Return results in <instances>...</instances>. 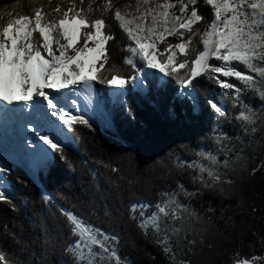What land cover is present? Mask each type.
<instances>
[{"label": "trees", "instance_id": "obj_1", "mask_svg": "<svg viewBox=\"0 0 264 264\" xmlns=\"http://www.w3.org/2000/svg\"><path fill=\"white\" fill-rule=\"evenodd\" d=\"M76 3L80 7L79 0ZM88 3L84 0L83 7L87 8ZM102 3L96 0L89 19L102 16L107 25L104 31L116 38L106 45L109 59L98 74L110 76L113 73L109 70L116 65L117 74L135 75L134 69L123 62L128 57L130 41L112 13L101 11ZM113 3L117 7L127 3L134 6L135 0ZM57 5L66 9L69 0H0V23L11 18L9 13L32 15L41 6L44 13H51ZM196 7L204 20L194 27L203 31L213 18L212 10L202 0ZM168 40L177 42L174 37ZM164 47L158 45L160 51ZM200 49L202 45L196 37L189 59ZM234 66L246 72L243 65ZM220 79L243 88L235 78ZM93 89L100 107L90 117L91 126L75 124L69 132L78 153L69 146H60V151L39 164L36 179L47 195L20 167H11L7 176L9 194L0 200L3 264H73L64 251L73 237L57 205L117 236L118 253L127 259V264H173L155 238L138 228L129 208L133 202L154 205L162 193L178 191L180 185L183 191L178 199L187 213L185 231L170 241L176 264H233L239 258L262 252L264 123L255 125L254 134L245 132L242 121L237 119L243 105L234 98V92L220 88L206 76L198 77L193 81L199 104L194 111L189 101L177 98L180 86L175 77H169L163 86L152 87L147 95L129 91V113L113 105L110 86L93 82ZM209 99L218 103L225 115L217 117L208 106ZM240 101L264 113V100L254 92H242ZM221 133L230 138L223 144L217 142ZM201 151L212 153L218 163L201 159L197 155ZM193 161L214 168L222 181L230 183L205 187L194 179L198 169L177 166L178 162L187 165ZM204 176L207 179V173Z\"/></svg>", "mask_w": 264, "mask_h": 264}, {"label": "snow or ice", "instance_id": "obj_2", "mask_svg": "<svg viewBox=\"0 0 264 264\" xmlns=\"http://www.w3.org/2000/svg\"><path fill=\"white\" fill-rule=\"evenodd\" d=\"M94 3L96 0H89L84 8V0H79L80 7L76 0H69L66 9L57 5L51 13H44L42 6L36 7L32 15L12 16L9 13L11 18L0 23V101L19 110L31 133L28 146L35 150L33 154L38 164L48 160V149L53 153L60 151L58 137L65 130L71 132L75 124L91 126L85 112L100 107L93 82L110 86L113 105L130 113L126 101L129 91L147 95L152 87H161L166 78L175 77L180 86L177 98L189 101L195 111L199 104L193 92V81L206 76L220 88L235 93L234 98L243 105L237 119L242 121L246 133L254 134L257 131L255 125L264 123V113H258L240 101L244 91H252L264 100V0H203L213 16L203 31L194 27L204 20L196 7L198 0H135L134 6L127 3L120 7L115 6L113 0H103L99 8L103 13H112L130 41L126 50L131 55L123 62L136 74L127 77L117 74L116 65L109 70L113 73L110 76L98 74L109 59L106 45L116 37L104 31L107 25L102 16L89 19L88 14L95 11ZM177 5L178 13L173 11ZM169 37H174L177 42H170ZM196 37H199L202 49L196 50L189 59ZM161 44L165 45L163 51L158 48ZM89 53L95 54L90 67L82 62ZM96 60L100 61L98 66ZM213 60L219 63H210ZM137 61L142 66L138 67ZM234 65H243L246 72ZM86 68H89L88 75H85ZM221 76L234 77L243 88L220 79ZM208 106L217 117L225 115L223 108L212 99L208 100ZM229 139L224 133L217 136V142L221 144ZM197 155L213 165L218 163L217 157L210 152L201 151ZM177 166L198 169L199 174L194 179L205 187L230 183L222 181L214 168L205 167L198 161L187 165L178 162ZM10 171L7 166L0 167V200L6 199L5 184ZM181 191L183 185L178 191L162 193L154 205L133 202L129 208L138 228L144 235L155 238L173 264L176 261L171 237H179L185 231L187 213V208L178 199ZM150 208L154 210L149 211ZM62 212L73 237L64 251L73 264H127V259L118 253L117 236L75 213ZM0 264H3L2 255ZM237 264H248V261H237Z\"/></svg>", "mask_w": 264, "mask_h": 264}, {"label": "bare ground", "instance_id": "obj_3", "mask_svg": "<svg viewBox=\"0 0 264 264\" xmlns=\"http://www.w3.org/2000/svg\"><path fill=\"white\" fill-rule=\"evenodd\" d=\"M81 102H82L81 106L83 107V97H82ZM10 110H11V116L10 117L13 118V120L16 122L17 127H19L21 120H23L19 110L15 109L14 105L11 106ZM6 113H8V112H6ZM88 115H89V113H88V111H86L85 116H88ZM0 117L3 118L4 117L3 114ZM22 125L23 126H20L18 128V132L20 134H21V131L24 133L25 132L28 133V130L26 129V127L24 125V121H22ZM4 127H6V124L0 123V167H3V166L9 167L11 164L18 165V166L23 167L25 169V171L27 173H29L30 175L35 176L37 174L36 166L38 167V163H37V157L33 154L35 150L28 146L31 143V140H30L31 135L29 134V136L24 138V140H20V139L18 140L17 136L13 137V134L8 132L7 129H4ZM15 132H17V131H15ZM3 133H5V135H7L8 137L7 138L3 137L4 139H2L1 134H3ZM68 134H69V132L66 133V131H65L64 134L59 136V137H61V139H59L61 141L60 146L64 145V144L68 145L71 142H73L71 137L68 138ZM24 147L26 149H24ZM44 147L47 148V146H44ZM4 149H5V151L1 152V150H4ZM16 150H17V152H16ZM24 150H28V152L23 153ZM18 151L19 152L21 151L23 154L22 155L19 154ZM51 152H52V150L48 149V153H51ZM6 187L7 186L5 184V188Z\"/></svg>", "mask_w": 264, "mask_h": 264}, {"label": "rangeland", "instance_id": "obj_4", "mask_svg": "<svg viewBox=\"0 0 264 264\" xmlns=\"http://www.w3.org/2000/svg\"><path fill=\"white\" fill-rule=\"evenodd\" d=\"M202 2H203V0H202ZM178 8H179V5H177V8L176 9H173V11H176L177 13H178ZM79 43V42H78ZM89 45L91 46V42H89ZM46 55V54H45ZM131 54L129 53L128 54V56H130ZM95 60V54H92V53H89L88 54V57L85 59V58H82V62H85V63H87L88 65H89V67L91 66V63H92V61H94ZM96 62V64H97V66L99 65V63H100V61L99 60H96L95 61ZM137 64H138V66H139V61H137ZM72 67H76V65H72ZM78 70V69H77ZM89 74V68H86L85 69V75H88ZM232 78H234V77H232ZM111 92H112V89L110 88V91H109V94H110V96H111ZM94 112L95 111H92V112H90V114H89V117L88 118H90L91 116H93L94 115ZM70 134V133H69ZM68 134V138L69 137H71V135H69ZM2 135V139H4L3 137H5V138H7L8 136L7 135H5V133H3V134H1ZM21 140H24V139H21ZM68 140V139H67ZM66 146H68V145H66ZM62 147V146H61ZM24 149H26L25 147H24ZM5 151V149L4 150H1V152H4ZM26 152H28V150H24L23 151V153H26ZM53 152H51V153H48L49 155H48V157L50 158V156H51V154H52ZM48 158V159H49ZM39 165V164H38ZM12 166H16V167H18L17 165H10L8 168H10L11 169V167ZM22 169L25 171V169L22 167ZM37 172H38V169L36 170ZM37 175V174H36ZM35 175V176H36ZM31 176H33V175H31ZM6 179H7V177H6ZM6 186H7V183H6ZM5 194H9V189H8V186L6 187V191H5ZM243 260H246V261H248V264H264V248H263V250H262V252H260V254H258V255H254V256H252L251 258H239L238 259V261H243ZM186 264H189V263H187L186 262ZM233 264H237V261L235 262V263H233Z\"/></svg>", "mask_w": 264, "mask_h": 264}, {"label": "water", "instance_id": "obj_5", "mask_svg": "<svg viewBox=\"0 0 264 264\" xmlns=\"http://www.w3.org/2000/svg\"><path fill=\"white\" fill-rule=\"evenodd\" d=\"M69 147H71L76 153H78V150L76 148V145L74 144V142H71L70 144H68ZM36 170H37V166H36ZM26 174L31 178V180H33V182L37 185V187L40 189V191L44 194H46V192L44 191L43 187L39 184V182L36 179V176H31L29 173L26 172ZM47 195V194H46ZM59 207V209L64 210L63 208H61L59 205H57ZM63 213V212H62Z\"/></svg>", "mask_w": 264, "mask_h": 264}]
</instances>
